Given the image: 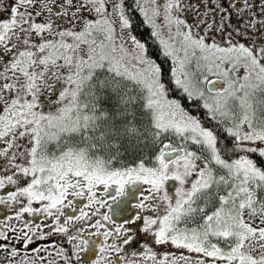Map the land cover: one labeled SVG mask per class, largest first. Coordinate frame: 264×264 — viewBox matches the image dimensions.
<instances>
[{
    "label": "snow or ice",
    "instance_id": "snow-or-ice-1",
    "mask_svg": "<svg viewBox=\"0 0 264 264\" xmlns=\"http://www.w3.org/2000/svg\"><path fill=\"white\" fill-rule=\"evenodd\" d=\"M0 264H264V0H0Z\"/></svg>",
    "mask_w": 264,
    "mask_h": 264
},
{
    "label": "flooded vegetation",
    "instance_id": "flooded-vegetation-1",
    "mask_svg": "<svg viewBox=\"0 0 264 264\" xmlns=\"http://www.w3.org/2000/svg\"><path fill=\"white\" fill-rule=\"evenodd\" d=\"M146 33H147V29L145 28V29L142 30V33H141V34H146ZM40 243L43 244L44 241H41ZM30 246H31V245H30Z\"/></svg>",
    "mask_w": 264,
    "mask_h": 264
}]
</instances>
